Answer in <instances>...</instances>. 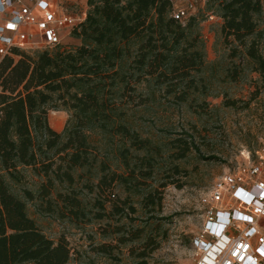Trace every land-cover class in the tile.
<instances>
[{"label":"trees","instance_id":"obj_1","mask_svg":"<svg viewBox=\"0 0 264 264\" xmlns=\"http://www.w3.org/2000/svg\"><path fill=\"white\" fill-rule=\"evenodd\" d=\"M172 6L170 0H87L85 19L70 32L76 45L34 52L13 48L0 58V264L70 261L66 240L47 238L28 217L27 202L39 201V212L76 226L90 225L108 215L106 193L116 186L139 192L152 176L154 149L122 122L123 108L145 103L143 96L134 102L142 83L152 82L190 107L189 97L207 89L200 77L204 45L193 30L197 16L182 25L171 18ZM202 11L221 21L219 36L230 63L245 58L264 86V28H259L264 0H206ZM227 74L234 81L238 68H228ZM50 110L69 113L62 131L50 126ZM91 133L115 147L122 171L99 157ZM189 150L186 143L178 145L179 158ZM25 168L44 179L36 192L14 190ZM156 192L142 197L144 207L160 202ZM130 236L140 238L138 232ZM96 250L110 255L105 245Z\"/></svg>","mask_w":264,"mask_h":264},{"label":"rangeland","instance_id":"obj_2","mask_svg":"<svg viewBox=\"0 0 264 264\" xmlns=\"http://www.w3.org/2000/svg\"><path fill=\"white\" fill-rule=\"evenodd\" d=\"M53 1L73 15L87 10V0ZM172 2L179 5L182 0ZM203 8L202 2L197 5L194 16L198 25L193 30L204 45L206 65L200 77L207 85L205 93L190 96V107L188 103H178L174 95L163 93L152 82L142 83L137 86L134 102L143 96L145 103L123 108L126 115L122 122L154 149L152 176L144 180L140 191L126 192L120 186L114 187L102 197L108 215L90 225L76 226L53 214L39 212V201L27 202V215L42 233L55 243L60 239L68 243V264H195L194 238L203 228L200 196L217 177L240 164L243 154L256 149L264 140V86L259 75L251 71L243 57L230 63L228 50L219 36V21L202 15ZM76 44L65 34L61 46ZM233 67L238 68L234 81L227 74L228 68ZM69 116L65 111L50 110L48 121L60 132ZM106 140L97 133L90 134V142L99 147V157L112 170L122 171L115 147ZM183 143L190 150L179 158L178 145ZM136 154L143 156L144 152ZM21 172L24 179L14 185V190L36 192L43 177L36 176L30 168ZM154 189V198L160 196L161 200L146 208L142 197ZM86 200H92V196ZM113 207L124 212L118 215ZM117 228H121L118 234L114 233ZM137 232L140 238L131 240L130 233ZM146 239L148 245L144 243ZM122 240L124 244L120 243ZM101 244L109 248L110 255L97 253ZM139 253L144 258L139 257L141 254L137 257Z\"/></svg>","mask_w":264,"mask_h":264},{"label":"built area","instance_id":"obj_3","mask_svg":"<svg viewBox=\"0 0 264 264\" xmlns=\"http://www.w3.org/2000/svg\"><path fill=\"white\" fill-rule=\"evenodd\" d=\"M205 1L172 2L170 16L184 25ZM85 17L86 11L73 15L53 0H0V57L13 48L34 52L60 46ZM200 206L203 228L194 238L195 264H264V140L214 180Z\"/></svg>","mask_w":264,"mask_h":264},{"label":"crops","instance_id":"obj_4","mask_svg":"<svg viewBox=\"0 0 264 264\" xmlns=\"http://www.w3.org/2000/svg\"><path fill=\"white\" fill-rule=\"evenodd\" d=\"M84 11H86V10H84ZM219 21V24L221 23V21L220 20H218Z\"/></svg>","mask_w":264,"mask_h":264}]
</instances>
